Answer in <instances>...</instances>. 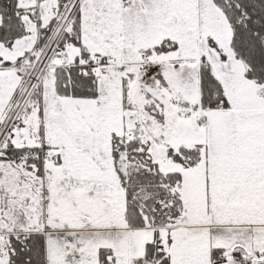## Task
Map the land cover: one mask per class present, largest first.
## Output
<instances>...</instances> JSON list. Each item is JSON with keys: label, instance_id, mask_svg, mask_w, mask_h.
Wrapping results in <instances>:
<instances>
[{"label": "snow or ice", "instance_id": "1", "mask_svg": "<svg viewBox=\"0 0 264 264\" xmlns=\"http://www.w3.org/2000/svg\"><path fill=\"white\" fill-rule=\"evenodd\" d=\"M0 264H264V0H0Z\"/></svg>", "mask_w": 264, "mask_h": 264}]
</instances>
